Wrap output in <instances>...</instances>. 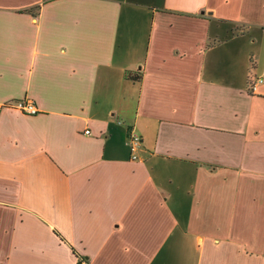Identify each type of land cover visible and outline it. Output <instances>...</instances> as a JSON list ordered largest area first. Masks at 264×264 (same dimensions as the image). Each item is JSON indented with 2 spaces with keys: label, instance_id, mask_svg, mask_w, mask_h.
Returning <instances> with one entry per match:
<instances>
[{
  "label": "crops",
  "instance_id": "crops-1",
  "mask_svg": "<svg viewBox=\"0 0 264 264\" xmlns=\"http://www.w3.org/2000/svg\"><path fill=\"white\" fill-rule=\"evenodd\" d=\"M258 78L264 0H0V264H264Z\"/></svg>",
  "mask_w": 264,
  "mask_h": 264
},
{
  "label": "built area",
  "instance_id": "built-area-1",
  "mask_svg": "<svg viewBox=\"0 0 264 264\" xmlns=\"http://www.w3.org/2000/svg\"><path fill=\"white\" fill-rule=\"evenodd\" d=\"M263 81H264L263 78H258L255 82L252 83L251 90L255 91L258 83H261ZM13 106L16 109H19L20 111L24 113L35 114L38 111L36 105L32 101L26 100V99L16 101L13 104ZM85 132L90 133V130L87 129ZM141 143H142L141 135L135 130H132L129 135V147H130L133 159L138 158L137 152H138L139 147L141 146Z\"/></svg>",
  "mask_w": 264,
  "mask_h": 264
},
{
  "label": "trees",
  "instance_id": "trees-1",
  "mask_svg": "<svg viewBox=\"0 0 264 264\" xmlns=\"http://www.w3.org/2000/svg\"><path fill=\"white\" fill-rule=\"evenodd\" d=\"M35 8H39V5L37 7H35ZM28 11H31V10H28Z\"/></svg>",
  "mask_w": 264,
  "mask_h": 264
}]
</instances>
